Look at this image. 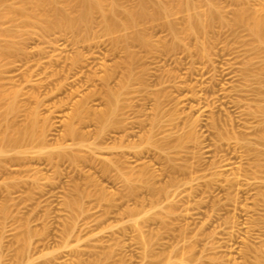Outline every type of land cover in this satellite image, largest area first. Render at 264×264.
Here are the masks:
<instances>
[{"label":"rangeland","instance_id":"rangeland-1","mask_svg":"<svg viewBox=\"0 0 264 264\" xmlns=\"http://www.w3.org/2000/svg\"><path fill=\"white\" fill-rule=\"evenodd\" d=\"M117 1L121 11L139 8ZM158 2L168 0L148 2L149 14ZM215 8L222 22L200 36L184 31L187 16L208 12L200 2L113 35L96 13L86 41L61 30L24 35L0 19V48L8 40L21 48L0 60V134L39 115L37 135L0 155V264H256L264 256V49L247 26H232L240 11L262 14L264 0ZM137 31L149 45H130V76L115 40ZM109 90L124 107L113 119L119 131L94 122ZM13 101L18 113L8 115ZM141 121L170 144L168 154L128 155L139 139H121L141 136L133 128ZM71 125L77 136H68ZM122 154L129 168L146 169L155 193L139 184L130 191L117 167Z\"/></svg>","mask_w":264,"mask_h":264},{"label":"bare ground","instance_id":"bare-ground-1","mask_svg":"<svg viewBox=\"0 0 264 264\" xmlns=\"http://www.w3.org/2000/svg\"><path fill=\"white\" fill-rule=\"evenodd\" d=\"M9 1L11 0H0V8H1L0 10H2L3 5H5L4 6L5 9L3 10H6L7 8L4 14H3L4 11L3 12L0 11V19L4 18V19H7L8 21L10 20L9 22H12L13 24L18 23V25L22 28L18 30H20L21 32L23 31L24 35L28 34V32H30L31 29H35L39 34L43 36L53 31L61 30V31L74 32L75 34L79 36L80 39L84 41H86L85 39L92 31V26L94 23L93 19L96 13L101 14L103 32L107 35H113L117 32L119 33V31L123 32L125 30H128V29L130 30L131 28H135L136 26L138 27L139 23L141 24L142 21L148 18H157V16H162V19H163V16L164 18L167 17V15L170 16L171 15L170 12H174V10L183 11L184 9V11L186 10L188 12H191L196 9L197 3L199 2H200V5L201 3H204L208 7V12L205 15L191 14L187 16L186 18L187 20H185L186 25H185L184 31L188 36L203 35L204 33H207L208 30H210L214 26L216 21L219 20L222 22L221 16L215 8V3L218 0H168V3L158 2L157 4L154 5L155 7H153L155 10L153 14L148 13L149 11H148L147 4L148 2L151 3V0H138L139 8L134 9V10H132L131 8L128 11H121L118 6L117 0H21L22 2L21 7H17V6L13 7L12 5L8 3ZM107 2H108V5H107ZM119 16L121 17L123 16V17L119 19ZM171 17H173V15ZM2 21L5 22L4 20ZM170 22H167V23L165 22L166 26L169 29V31L172 32L173 36L177 38V33H176L177 24L175 25L174 22L173 23H170ZM238 25L247 26L248 30L250 31L255 41L264 49V12L262 14H259L258 16L257 15L252 16L250 10L240 11L237 14L236 20L234 21L232 26L236 27ZM2 29H3V26H2ZM2 29L0 28V34L2 33L1 32ZM2 31H4V29ZM4 33L6 34L7 32L5 31ZM4 33L2 34L3 35L2 38L5 37ZM130 33L131 32H129V34ZM121 34L119 37L116 38L115 42L117 45L121 44L127 52L126 59L123 62V65H124L123 67L127 68L128 72H130L128 73V75L130 74L131 76L132 67H133L134 62L136 61L137 56L134 52L130 50V45L138 41V42H141L143 45L148 46L149 41L143 36L142 31L141 32L137 31V33L135 32L134 35H131L133 34L131 33L130 35L125 34L121 36ZM7 35H10V34H7ZM13 35L14 34L12 33V36ZM9 38L10 37L8 36L5 39L8 40ZM26 38L27 37H25V39ZM9 41L11 40L7 41V44L9 43L8 46L5 45L4 47L0 48V60L1 58L12 57L16 54L18 55L19 53L21 54V48L19 44L18 45L15 43L12 44L13 41L12 43ZM14 42H16V40ZM173 47L174 46H172V48ZM202 50H204V48ZM262 71H264V67L262 68ZM110 76L112 77L111 74ZM108 79L109 77L104 78V80H107V81ZM107 92L108 93L106 94L109 100L108 101L109 105L106 106V110H103V112H100L99 115L98 114L94 115L95 120L94 119L93 120L94 122L97 121V123L103 124L104 126L103 128H105L104 130H106L108 127L113 128V126H117L116 129H118L117 131H119L122 129V127L119 126L121 124L120 123L121 120L120 121L118 120L119 122L114 120L115 122H113V119L116 116L120 115V113H122V111L124 110V107L123 105L120 104V98H119L120 94H117L111 90ZM3 95L1 97H3ZM90 97H88L85 101L81 103L82 106L87 104ZM2 99L4 98H1V100ZM18 110H19L18 104H16V102L13 101L8 105L7 114L15 115L16 113H18ZM261 110H259V113L261 112L260 114H262L263 112V115H264V108ZM38 117L39 115L37 111H33L31 115V121L27 124V126L23 130H20V131L13 130L12 132H10V134H8L7 132L2 135L0 134V155H3L13 149H21L22 144L26 139L35 137L39 130L38 129L39 128L38 127L39 126ZM138 117H139V114H138ZM138 117L136 118L138 119ZM122 123L124 122L122 121ZM135 124H137V126L135 125L133 128L135 129L138 128V130L141 129V131L145 129V126L142 123V121L137 122ZM156 126H158V124ZM12 127L13 126L11 124H8L7 130L12 129ZM124 128L126 127L123 126V129ZM127 130L129 129H126V132ZM124 131L125 130H123V132ZM142 132L143 134L141 136H138L136 132L132 134L131 133H126L125 135L123 134L124 139L122 138L121 142L125 140L126 137L129 139L138 137L139 139V142H134L132 144L130 143L127 146L130 149L134 150L132 154H128V155H133L132 157L135 158L137 161H139L144 157V154L146 155V152L148 153L149 149L148 151H146L147 150L146 148H150V147H156L162 153L167 152L168 154V150L170 149V146H169L170 144H168L167 142L166 143L164 142L163 144L162 142H159L156 140V137L159 132L154 133L153 131H149V130L148 131L144 130ZM77 135H78V132L75 126L71 125V127H69L68 136H77ZM262 138L264 139V136H262L261 139ZM119 156L120 157L117 161V167L120 171V174L123 180L126 182V184L128 186H132L131 188H129L131 189L130 191L137 192L136 189H138L139 185L141 186V188L145 187V189L150 190L151 193L152 192L155 193L157 191L155 190L156 188L154 187V184L152 185L151 182H149L150 178L148 177L149 175L146 172V169H139V170L131 169L127 166L128 161L123 160L125 159L126 155L122 154ZM106 168L109 169L108 167ZM103 170L106 171L105 169ZM171 170L174 171L173 169ZM136 184H139V185L137 186ZM142 184L144 186H142ZM135 186L136 188H134ZM256 264H264V256H259L258 259L256 260Z\"/></svg>","mask_w":264,"mask_h":264}]
</instances>
